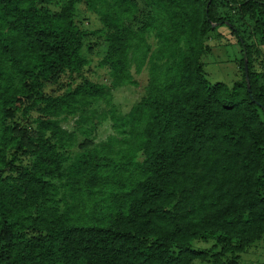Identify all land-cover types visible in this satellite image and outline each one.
<instances>
[{
  "label": "trees",
  "instance_id": "16d2710c",
  "mask_svg": "<svg viewBox=\"0 0 264 264\" xmlns=\"http://www.w3.org/2000/svg\"><path fill=\"white\" fill-rule=\"evenodd\" d=\"M138 1L0 0V264H241L264 240V73L250 42H264V0H224L230 17L219 0ZM78 4L99 17L108 83L88 76ZM234 16L255 23L247 39ZM223 31L243 57L231 87L206 74ZM147 65L144 97L122 112L114 92ZM70 120L89 125L84 141L105 121L118 136L87 147Z\"/></svg>",
  "mask_w": 264,
  "mask_h": 264
},
{
  "label": "rangeland",
  "instance_id": "374dc122",
  "mask_svg": "<svg viewBox=\"0 0 264 264\" xmlns=\"http://www.w3.org/2000/svg\"><path fill=\"white\" fill-rule=\"evenodd\" d=\"M237 1L242 2L243 0ZM138 4L141 10L145 8V4L142 1L139 0ZM54 6H62V2L60 1V3ZM219 8L220 17H230V15H234L233 11L227 7L224 0H219ZM76 12L78 21L83 23L85 30L90 34L87 36L88 38H86L85 47V53L91 60L88 76L96 82L108 83L106 71L98 67L99 61L104 57L105 47L101 44L100 40L92 34L102 28L99 17L90 11L85 4H78ZM232 19H234L235 24L238 25L242 35L246 39L254 32L255 23L245 25L235 16L232 17ZM250 42L253 44V48L256 52L255 56L258 58L255 64L256 69L264 73V42H262V36H253ZM150 43L153 48H155L156 43L154 38H151ZM210 45L212 47V54L206 61L208 81L211 84L224 83L229 87L233 86L234 83L243 78L242 69L239 64L243 57L240 48L235 42L234 35L230 34L228 31H223L221 36L218 34L216 37L212 36ZM261 65H263V68H261ZM148 80L149 70L147 65L140 74L136 75V86L126 87L114 92V103L122 112H128L133 105L144 97ZM63 127L65 129L76 128L80 137V143L86 142L84 145H87V147L106 143L110 137L118 136L112 127V123L109 121L99 124L87 141H84L85 137L79 134V129L82 128L85 130L89 125L83 124L78 126L74 120H70L64 123ZM194 245L197 249H210L213 247L214 242H199ZM241 264H264V240L250 248L248 252L242 256Z\"/></svg>",
  "mask_w": 264,
  "mask_h": 264
},
{
  "label": "water",
  "instance_id": "95a60500",
  "mask_svg": "<svg viewBox=\"0 0 264 264\" xmlns=\"http://www.w3.org/2000/svg\"><path fill=\"white\" fill-rule=\"evenodd\" d=\"M245 69H246V78H247V81H249L248 63H247V61L245 62ZM248 85H249V84H248Z\"/></svg>",
  "mask_w": 264,
  "mask_h": 264
}]
</instances>
